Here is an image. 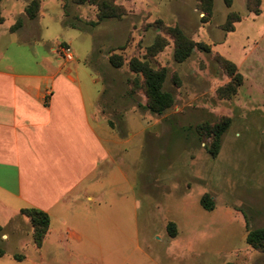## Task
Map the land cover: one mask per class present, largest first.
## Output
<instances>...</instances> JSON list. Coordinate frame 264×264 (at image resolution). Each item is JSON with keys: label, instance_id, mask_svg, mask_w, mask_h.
Returning a JSON list of instances; mask_svg holds the SVG:
<instances>
[{"label": "rangeland", "instance_id": "1", "mask_svg": "<svg viewBox=\"0 0 264 264\" xmlns=\"http://www.w3.org/2000/svg\"><path fill=\"white\" fill-rule=\"evenodd\" d=\"M44 1L43 38L70 42L72 65L78 64L92 100L99 97L104 107L122 110L115 119L121 173L116 172L115 187L107 181L105 202L111 203L113 188L117 199L119 194L136 199L140 238L155 240L154 251L166 250L171 238L166 225L173 222L175 237L192 241L196 250L181 248L186 256L174 264H264V252L245 242L247 229L264 227V50H252L246 59L238 48L245 45L244 27L231 36L223 29L228 13L242 19L244 0H235L226 11L224 1L215 0V7L212 1L205 22L198 0H108L118 15L106 18L90 0ZM1 6V16L13 24L10 14L21 3L3 0ZM60 12L62 27L56 19ZM174 27L194 43L206 44L209 52L194 49L186 60L176 61ZM111 56L121 59V67L111 64ZM133 58L166 69L163 90L174 104L162 115L145 108L141 76L128 66ZM221 59L242 75L230 97L219 94L230 81ZM225 119L228 126L213 155L211 137L202 127ZM205 193L214 203L212 211L200 205ZM127 207L124 222H130L132 202ZM15 243L12 248L21 249L25 241Z\"/></svg>", "mask_w": 264, "mask_h": 264}, {"label": "crops", "instance_id": "2", "mask_svg": "<svg viewBox=\"0 0 264 264\" xmlns=\"http://www.w3.org/2000/svg\"><path fill=\"white\" fill-rule=\"evenodd\" d=\"M16 1L21 7L10 14L13 24L0 14V264H174L186 256L181 248L195 253L192 241L178 237L154 251L155 240L140 238L136 199H117L113 188L111 203L105 202L107 181L115 187L121 173L115 119L122 110L92 100L78 64L60 55V44L70 42L43 38L46 2L38 0V14L29 19L31 0ZM244 4L241 21L227 34L244 27L245 45L238 48L250 59L252 50H264V0L259 14ZM63 18V12L56 15L60 26ZM18 20L22 25L11 31ZM129 201L131 219L124 222ZM30 208L49 216L40 247L21 214ZM18 239L24 247L12 248Z\"/></svg>", "mask_w": 264, "mask_h": 264}, {"label": "trees", "instance_id": "3", "mask_svg": "<svg viewBox=\"0 0 264 264\" xmlns=\"http://www.w3.org/2000/svg\"><path fill=\"white\" fill-rule=\"evenodd\" d=\"M90 1L97 3V6L100 9V18L114 17L118 15L116 13L118 8L111 5L108 0ZM212 1L213 0H198L200 9L204 13V16L202 17L204 22L211 17ZM223 1L226 7L232 5V0ZM260 4L261 0H246L247 10L254 14L260 13ZM38 11V0H31L25 9L26 15L29 19L36 18ZM240 20L241 16L238 13H228L223 29L228 32L233 31L234 23L239 22ZM21 25V20H18L10 30L15 31ZM170 32L174 39V58L176 61L182 62L186 60L193 53L194 49L202 52H209V48L206 44L200 42L194 43L188 39L179 28L174 27ZM110 62L115 68H119L122 65V61L118 56H111ZM221 64L227 75L230 77V81L224 87L219 89V94L221 97H230L236 93L237 88L241 85L242 75L237 72L236 66L232 62L221 59ZM128 66L130 71L141 76L142 88L146 97L145 108L150 113L162 115L167 109L173 106L174 98L172 94L163 90V84L167 73L165 68L155 69L149 65L148 62L136 58L131 59ZM228 121L229 120L225 119L213 126L204 125L202 127L204 132L211 137L210 152L213 155H216L218 152L221 136L228 126ZM200 205L207 211H212L214 209V203L207 193L203 194L200 198ZM21 214L29 219L32 227L33 241L37 247H40L49 227V216L45 212L35 208L23 209L21 210ZM1 229L2 228L0 227V233ZM166 231L171 238H174L177 233L175 224L173 222H168L166 225ZM245 242L253 249L264 252V227L247 229ZM4 253V250L0 248V257L3 256ZM16 259L19 260L20 256H16ZM224 264L235 263L225 262Z\"/></svg>", "mask_w": 264, "mask_h": 264}, {"label": "built area", "instance_id": "4", "mask_svg": "<svg viewBox=\"0 0 264 264\" xmlns=\"http://www.w3.org/2000/svg\"><path fill=\"white\" fill-rule=\"evenodd\" d=\"M60 55L65 62L73 61V50L69 43H62L59 46Z\"/></svg>", "mask_w": 264, "mask_h": 264}]
</instances>
